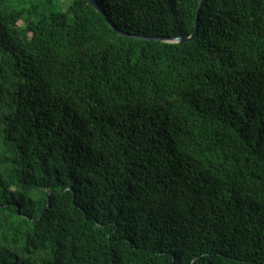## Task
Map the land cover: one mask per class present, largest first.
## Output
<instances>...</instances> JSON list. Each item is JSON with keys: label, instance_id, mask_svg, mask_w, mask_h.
<instances>
[{"label": "trees", "instance_id": "1", "mask_svg": "<svg viewBox=\"0 0 264 264\" xmlns=\"http://www.w3.org/2000/svg\"><path fill=\"white\" fill-rule=\"evenodd\" d=\"M12 1L0 264H264V0Z\"/></svg>", "mask_w": 264, "mask_h": 264}, {"label": "water", "instance_id": "2", "mask_svg": "<svg viewBox=\"0 0 264 264\" xmlns=\"http://www.w3.org/2000/svg\"><path fill=\"white\" fill-rule=\"evenodd\" d=\"M86 1L92 9H94L96 12L102 14L105 18V21L107 22V24L109 25V27L117 34L119 35H125L122 32H119L116 27L106 18V16L103 13L102 8L100 7V5L98 4L97 0H84ZM204 0H199V4H198V8H197V15L201 9L202 3ZM197 36V20L195 21V28L193 30V32L191 33V35L189 37H174V38H149L151 40H155V41H161V42H165V43H172V44H176V43H182V42H187V41H191L193 40L195 37Z\"/></svg>", "mask_w": 264, "mask_h": 264}, {"label": "rangeland", "instance_id": "3", "mask_svg": "<svg viewBox=\"0 0 264 264\" xmlns=\"http://www.w3.org/2000/svg\"><path fill=\"white\" fill-rule=\"evenodd\" d=\"M37 0H13L11 5L14 6L16 9H23L24 6H29L30 2H35ZM58 9L62 11L67 9L73 0H56Z\"/></svg>", "mask_w": 264, "mask_h": 264}]
</instances>
